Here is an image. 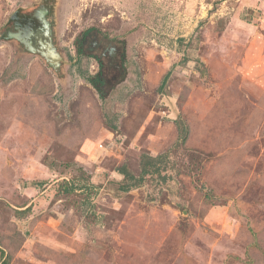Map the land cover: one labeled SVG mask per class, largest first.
<instances>
[{
  "label": "rangeland",
  "instance_id": "374dc122",
  "mask_svg": "<svg viewBox=\"0 0 264 264\" xmlns=\"http://www.w3.org/2000/svg\"><path fill=\"white\" fill-rule=\"evenodd\" d=\"M3 262L264 264V0H0Z\"/></svg>",
  "mask_w": 264,
  "mask_h": 264
},
{
  "label": "trees",
  "instance_id": "16d2710c",
  "mask_svg": "<svg viewBox=\"0 0 264 264\" xmlns=\"http://www.w3.org/2000/svg\"><path fill=\"white\" fill-rule=\"evenodd\" d=\"M96 78V77H95ZM95 80V79H94ZM147 159V158H146ZM152 160V162H160V161H158V160H155V159H151ZM151 165V162L149 161V159L146 161V162H144L143 164H142V168H141V172H140V176H139V179H134V176H132V174L131 173H129L128 172V170H126L124 167H121V168H119L118 169V172L119 173H121L122 175H123V179H124V182L120 185V189L121 190H128L129 188H131L132 186H135V185H137V184H139L140 183V181L142 180V178H143V175H147L148 174V172H149V166ZM130 180H134L133 182H135V183H133L132 181H130ZM62 183H63V187H60L59 189V192H61V193H67V192H70V191H74L75 190V185L73 184V183H68L67 181H62ZM61 183V184H62ZM85 187H89V186H86V184H85ZM27 212V209H25V210H19L18 211V213L20 214V215H23V214H25ZM5 262V261H4ZM3 262V264H6V263H4Z\"/></svg>",
  "mask_w": 264,
  "mask_h": 264
}]
</instances>
